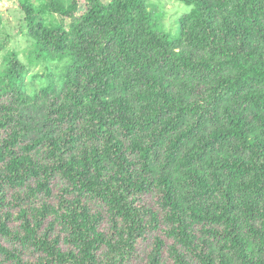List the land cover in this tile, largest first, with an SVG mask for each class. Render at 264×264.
<instances>
[{"label": "trees", "instance_id": "trees-1", "mask_svg": "<svg viewBox=\"0 0 264 264\" xmlns=\"http://www.w3.org/2000/svg\"><path fill=\"white\" fill-rule=\"evenodd\" d=\"M85 1L20 0L63 69L30 92L2 59L0 264H127L149 232L143 264H264V0H173L174 35L146 0Z\"/></svg>", "mask_w": 264, "mask_h": 264}, {"label": "rangeland", "instance_id": "rangeland-1", "mask_svg": "<svg viewBox=\"0 0 264 264\" xmlns=\"http://www.w3.org/2000/svg\"><path fill=\"white\" fill-rule=\"evenodd\" d=\"M111 0H103V3L107 4ZM34 3V1H32ZM148 3V7L156 18L159 28L165 32L174 35L178 31V21L179 19L190 12L191 7L185 6L179 2H175L173 0H146ZM20 0H0V18L2 19L3 25V34L2 38H5L6 41L0 42L2 44L0 49V66L2 63V59L6 54L15 53L18 60L23 63L27 68V79L26 84L30 92L33 90H38L41 87V84L45 83L44 76L51 75L53 83L57 76L62 72L63 64L62 63H49L48 66H44L43 64H36L33 61L31 49L32 45L30 41L25 36V22H24V13L21 10ZM86 1L78 0V13L77 16L82 14L85 11ZM66 26L69 25L70 21L68 19L64 20ZM48 73V74H47ZM29 75V76H28ZM36 76V78H34ZM33 79H36L35 81ZM57 87H60L58 84ZM41 113L43 110L40 111ZM39 117V112L37 113ZM30 116L36 117L33 113L30 112ZM52 197L49 200L44 199L42 196L37 197L34 205H41L42 202H46L49 204H55L57 201L56 197L59 194V189L61 188L60 180L56 179L52 186ZM8 201L12 198L11 195L7 194ZM142 203L153 207L155 211H158V208L155 205V198L151 196L143 197ZM93 211L101 210V206L99 203H92L90 205ZM13 218L16 216V210L14 209ZM19 222L16 220H11L8 223V228L13 230H18ZM106 226L102 225L101 230L106 231ZM158 232H149L144 241H138L136 245V251L129 258L127 264H143L145 260V256L149 252L151 242L155 235ZM160 235V234H158ZM160 236L163 237L161 234ZM2 242L7 248H18L17 244H13L12 241L2 240ZM166 242L168 240L166 239ZM67 246L62 245V249H65ZM19 249V248H18ZM39 255L33 251H24L22 252V260L25 262L33 263L36 262Z\"/></svg>", "mask_w": 264, "mask_h": 264}]
</instances>
